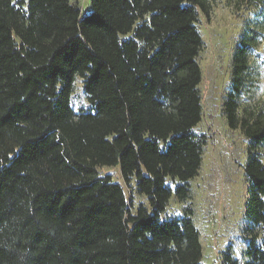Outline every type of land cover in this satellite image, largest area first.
Returning a JSON list of instances; mask_svg holds the SVG:
<instances>
[{
    "label": "trees",
    "instance_id": "trees-1",
    "mask_svg": "<svg viewBox=\"0 0 264 264\" xmlns=\"http://www.w3.org/2000/svg\"><path fill=\"white\" fill-rule=\"evenodd\" d=\"M209 0H0V264H202L183 202L202 162L197 11ZM264 3V0H263ZM250 38L234 49L223 113L248 142L244 261L264 264V117L239 116ZM88 108L74 112L75 80ZM119 167L147 200L131 213ZM168 182L173 186H168Z\"/></svg>",
    "mask_w": 264,
    "mask_h": 264
},
{
    "label": "rangeland",
    "instance_id": "rangeland-1",
    "mask_svg": "<svg viewBox=\"0 0 264 264\" xmlns=\"http://www.w3.org/2000/svg\"><path fill=\"white\" fill-rule=\"evenodd\" d=\"M75 2L82 13L89 10V0ZM208 3V13L197 11L196 22L202 42L196 58L201 72L197 87L201 118L192 134L203 142L202 162L196 177L188 183V198L179 202L172 196L161 219H179L187 210L199 233L202 264H220L221 253L227 248L232 258L242 263L249 232L260 239L263 231L249 230L244 217L247 183L243 168L248 142L240 130L229 129L223 104L230 91L233 52L246 34L251 46L247 53L248 70L237 97L238 114L264 117V3L263 0ZM71 107L76 113L88 108L79 78L74 83ZM255 153L264 163V144ZM98 173L123 187L131 213L140 205L148 208L147 200L136 193L133 185H123L119 167L98 168ZM168 186L173 188L169 182Z\"/></svg>",
    "mask_w": 264,
    "mask_h": 264
}]
</instances>
